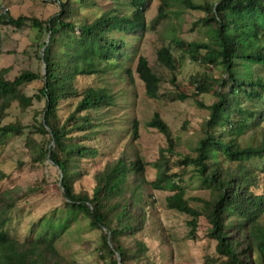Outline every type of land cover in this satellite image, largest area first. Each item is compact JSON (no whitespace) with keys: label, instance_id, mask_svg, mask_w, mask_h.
Wrapping results in <instances>:
<instances>
[{"label":"trees","instance_id":"trees-1","mask_svg":"<svg viewBox=\"0 0 264 264\" xmlns=\"http://www.w3.org/2000/svg\"><path fill=\"white\" fill-rule=\"evenodd\" d=\"M150 1L131 0V10H108L84 22L73 16L77 6L72 0H57L58 11L47 20L1 14L0 26L14 29L28 26L37 31L35 47L38 51L44 47L41 62L45 74L26 69L7 79L8 69L0 71L1 119L14 103L22 111L34 101L43 104L32 125L11 122L0 126V138L20 137L25 130H30L24 145L32 164L41 165L48 159L52 164L48 166L61 173L58 189H63L66 200L63 218H59L60 222L64 221L61 225L82 217L90 227L99 230L96 251L103 264H119V261L120 264H149L147 246L134 238L143 232L151 217L154 197L150 191L171 192L165 198L166 208L188 218L189 240H199L201 221H205L204 236L214 244L219 264H264V138L257 144H242L239 140L251 122L257 121L255 126L262 124L264 128V114L257 115L240 104L243 96L260 100L264 94V78L253 70L255 66L264 69V0H218L215 4L180 0L189 10L204 13L199 22L209 41L174 40L175 46L193 62L225 70V78L218 88L214 87L216 81L194 79L190 97L199 107H205L198 101L200 95L213 91L217 98L206 107L209 118L195 155L179 151L180 144L170 127L155 113L146 127L157 130L166 146L159 149L153 164L156 169L153 181L146 179L145 163L139 155L122 154L94 173L90 194L75 190V183L85 174L84 159L100 155L98 148L89 146L101 133L96 130L93 113L115 105L111 86L91 87L79 94L76 79L109 73L112 62L126 48L123 39L113 36L114 31L133 34L139 42L146 32L145 13ZM160 2L157 20L165 17L167 7L165 0ZM82 3L80 7L95 5L94 1ZM157 62L170 71L175 70L174 56L166 47L157 52ZM125 72L132 82L130 69ZM135 73L144 84L146 95L157 98L160 77L141 55L137 58ZM35 81L41 84L36 94L27 96L21 92L22 87ZM171 83L178 87L174 78ZM77 97L80 99L73 111L62 119L61 103ZM178 97L187 98L182 94ZM129 132L131 141L136 142L139 139L136 119L130 123ZM36 136L40 139H35ZM51 142L53 145L49 146ZM252 160L260 163L250 164ZM174 167L182 171L193 168L209 192L206 199L196 198L198 207L189 205L181 174L172 172ZM3 177L0 175V180ZM55 182L59 184L58 178ZM37 191L35 187L23 192L18 188L0 192V264H62L55 243L65 225L60 230L50 224L38 230L33 226V237L24 241L11 237L5 228L17 202ZM132 239V244L126 243Z\"/></svg>","mask_w":264,"mask_h":264},{"label":"rangeland","instance_id":"rangeland-1","mask_svg":"<svg viewBox=\"0 0 264 264\" xmlns=\"http://www.w3.org/2000/svg\"><path fill=\"white\" fill-rule=\"evenodd\" d=\"M77 6L73 16L79 22L91 21L108 10H131V0H72ZM80 1V2H79ZM94 1L93 6H81L79 3ZM167 7L165 17L156 19L160 0H151L145 13L146 32L139 42L137 36L119 31H114L115 38L123 39L126 48L122 55L116 58L108 74L93 77H78L75 86L79 92L87 88L109 85L115 96V105L106 111L94 112L96 130L101 133L96 140L89 144L98 148L100 155L87 158L83 161L85 174L75 183L77 192L91 193L94 186L93 175L103 166L112 163L122 154L139 155L145 163V177L151 182L155 179L156 169L154 162L158 159L159 149L165 147V142L160 133L146 127L155 113H157L170 127L173 136L180 144L179 151L183 154L195 155V147L204 137L203 126L209 118L206 108L217 98L213 91L198 97V101L205 105L201 108L190 97L194 90V79H208L217 82L214 87L225 78L222 67L203 66L189 59L187 53L178 49L174 40L189 42H208L206 30L199 22L204 16L202 11L189 10L180 0H165ZM192 4H215L218 0H190ZM57 0H0V14L2 9H7L12 17L20 15L36 17L47 20L58 11ZM37 31L30 27L14 29L9 26H0V71L8 69L5 78L12 79L20 71L31 69L44 74L41 62L42 49L37 50ZM47 40V39H46ZM168 48L175 61V70L170 71L157 62V52ZM135 48L138 52L134 53ZM147 59L149 66L160 77V86L157 98H149L145 93L144 84L135 73L138 56ZM130 69L132 82L125 72ZM255 74L264 78V69L253 67ZM174 78L177 88L171 83ZM107 85V86H108ZM228 85V84H227ZM41 84L32 82L21 88L27 96L37 93ZM228 89L227 86L225 88ZM187 96L179 99V95ZM62 102L59 107V116L64 119L73 111L77 100ZM242 108L264 114V94L260 100L241 97ZM43 104L34 101L26 111L20 110L17 103L6 111V116L0 118V126L11 122H19L24 126L33 124V117L40 114ZM136 119L139 124V139L131 141L129 132L130 123ZM257 123V121H256ZM249 123V128L240 136L242 144H257L264 138L262 124ZM30 130H25L20 137L0 138V192L18 188L21 192L29 188H38V191L25 200L17 202L10 213V221L6 224L8 234L24 241L33 237L31 229L35 226L50 224L60 230L66 226L59 240L55 243L62 264H103L97 258L96 249L99 248L100 231L90 227L86 218L79 217L76 221L65 222L61 225L59 218L64 211L63 202L66 201L62 191L58 189L55 180L60 179L61 173L50 168L51 162L47 159L44 164L33 165L24 145ZM39 140L40 137L36 136ZM53 142L49 144L52 146ZM252 160L250 164H259ZM52 165V164H51ZM172 172L181 174L182 187L185 197L191 207H198L196 198L206 199L209 192L194 174L193 168L184 171L172 168ZM153 193L154 203L151 207V217L145 229L134 239L143 242L148 248L149 264H219L214 254V244L204 236L205 221H201L198 231V241L187 238V217L166 208L165 198L169 191H150ZM63 218V217H62ZM128 244L133 243V239Z\"/></svg>","mask_w":264,"mask_h":264},{"label":"water","instance_id":"water-1","mask_svg":"<svg viewBox=\"0 0 264 264\" xmlns=\"http://www.w3.org/2000/svg\"><path fill=\"white\" fill-rule=\"evenodd\" d=\"M48 40V39H47ZM47 40H46V42H47ZM44 50V47L42 48V51ZM42 57H43V53H42ZM44 74H45V71H44ZM43 74V75H44ZM61 181H62V177L60 176V179H59V186H61ZM61 191L63 192V189H61ZM108 244L110 245V243H109V238H108ZM118 261H119V259H118ZM119 264H120V261H119Z\"/></svg>","mask_w":264,"mask_h":264},{"label":"built area","instance_id":"built-area-1","mask_svg":"<svg viewBox=\"0 0 264 264\" xmlns=\"http://www.w3.org/2000/svg\"><path fill=\"white\" fill-rule=\"evenodd\" d=\"M1 10H2V14H5L6 12H7V9H2L1 8ZM1 15V14H0Z\"/></svg>","mask_w":264,"mask_h":264}]
</instances>
